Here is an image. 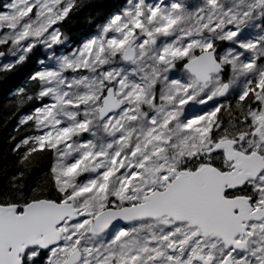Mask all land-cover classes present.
Here are the masks:
<instances>
[{"label":"snow or ice","instance_id":"1","mask_svg":"<svg viewBox=\"0 0 264 264\" xmlns=\"http://www.w3.org/2000/svg\"><path fill=\"white\" fill-rule=\"evenodd\" d=\"M0 264H264V0H0Z\"/></svg>","mask_w":264,"mask_h":264},{"label":"trees","instance_id":"2","mask_svg":"<svg viewBox=\"0 0 264 264\" xmlns=\"http://www.w3.org/2000/svg\"><path fill=\"white\" fill-rule=\"evenodd\" d=\"M8 87L5 85H0V138L12 132L15 126V119H12L7 127H4V117L10 114V109H6L5 105L8 103Z\"/></svg>","mask_w":264,"mask_h":264}]
</instances>
